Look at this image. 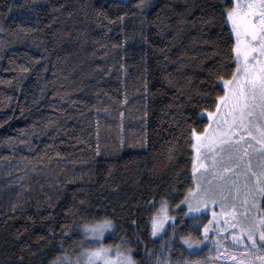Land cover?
Listing matches in <instances>:
<instances>
[{
    "label": "trees",
    "instance_id": "trees-1",
    "mask_svg": "<svg viewBox=\"0 0 264 264\" xmlns=\"http://www.w3.org/2000/svg\"><path fill=\"white\" fill-rule=\"evenodd\" d=\"M223 6L0 0V264L72 258L105 217L103 243L151 264L150 218L162 198L182 217L187 129L231 71Z\"/></svg>",
    "mask_w": 264,
    "mask_h": 264
},
{
    "label": "snow or ice",
    "instance_id": "snow-or-ice-1",
    "mask_svg": "<svg viewBox=\"0 0 264 264\" xmlns=\"http://www.w3.org/2000/svg\"><path fill=\"white\" fill-rule=\"evenodd\" d=\"M144 4L140 0V6ZM221 15L228 27L231 71L227 78L216 75L215 87L222 94L210 101L213 110L204 107L198 113L197 118L208 123L199 130L195 126L187 129L194 185L181 203L187 205L186 215L191 214L194 224L207 210L212 215L209 224L217 223L220 214L225 217V227L218 228L217 235L231 230L230 246L237 254L229 255V245H223L222 255L233 264H264V211L252 212L256 197L264 199V0H224ZM119 19L123 21V17ZM215 206L220 208L219 214ZM150 219L153 237L166 233L170 221L175 235L166 199H161ZM113 228L114 222L107 217L85 224L84 234L96 246L82 248L75 259L65 258V264H138L130 246L103 243L105 233ZM208 232L204 225V239ZM181 239L193 248L191 239ZM240 248L244 252H238ZM156 264L171 262L157 257Z\"/></svg>",
    "mask_w": 264,
    "mask_h": 264
},
{
    "label": "rangeland",
    "instance_id": "rangeland-1",
    "mask_svg": "<svg viewBox=\"0 0 264 264\" xmlns=\"http://www.w3.org/2000/svg\"><path fill=\"white\" fill-rule=\"evenodd\" d=\"M253 163H255V161H253ZM191 175L193 176V173H191ZM241 180H243V177H241ZM193 185L194 181L192 179V186ZM255 203L256 207L252 209V212L254 214L264 211V199L256 197ZM180 208H182L183 210L182 217L180 219H176L174 217V223L176 222L177 225L175 235L173 234L172 227H168L169 225H171L172 221H170L169 224L165 225L166 233L159 234L155 237L151 235L154 239L160 240V248H158V251L153 254L154 258H151V264H156L157 257H159L161 260H168L171 262V264H233L231 260H228L224 255H222L225 252V248L223 245H229L227 249L229 255L237 254V251H234L230 246L231 230H229L228 232H220L219 235H217V229L225 227L223 223L225 217L220 214L217 217V223L209 224L208 221L212 219V215L211 210H207L203 211V214L200 215L199 223L194 224L191 214L186 215V213H188L187 205L181 203ZM240 210L243 211V209ZM215 211L219 214L220 208L218 206H215ZM204 225H208L209 228L207 239H204ZM113 231L114 228L106 232L104 235V239L111 236L113 234ZM82 235L83 243L87 244V248L96 246L90 236H85L84 231L82 232ZM225 236L228 237L227 240H224ZM181 237L191 239L193 241V248L189 249L188 246L184 244ZM218 240L223 241V244L218 245L214 242ZM238 252L242 253L244 252V249L240 248ZM76 256L70 258L75 259ZM65 258L68 257H63L57 260L54 264H65Z\"/></svg>",
    "mask_w": 264,
    "mask_h": 264
}]
</instances>
